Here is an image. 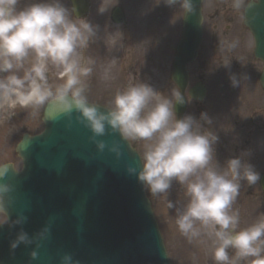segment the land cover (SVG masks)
Here are the masks:
<instances>
[{
	"label": "clouds",
	"instance_id": "9594fccd",
	"mask_svg": "<svg viewBox=\"0 0 264 264\" xmlns=\"http://www.w3.org/2000/svg\"><path fill=\"white\" fill-rule=\"evenodd\" d=\"M164 3L179 5L187 15L195 13L193 0ZM19 5L20 0H0V74H4L0 76V111L20 108L35 113L55 105L56 117L76 113L77 122L90 130L89 139L100 152L108 146L96 137L106 133L145 142L139 170L130 167L127 171L152 196L167 198L173 182L184 189L187 202L182 208L167 200V207L177 211L180 235L189 243L207 235L213 243L214 264H264V214L241 228L239 211L233 207L241 182L259 183L261 177L254 167L241 157L227 160L222 168L217 164L214 145L219 137L202 129L190 115L176 119L174 106L186 102L178 88L171 100L161 98L154 104L157 92L144 83L118 92L110 109L102 111L89 103L86 81L93 69L81 62L80 50L89 47L97 27L88 21L74 22L73 17L80 20L77 9L66 7L61 0ZM232 6L239 11L252 4L233 0ZM52 70L61 81L55 87L49 80ZM230 81L233 87L239 86L234 76ZM200 119L212 123L206 113ZM108 150L120 156L117 145ZM9 191L7 185H0V202ZM19 243L31 241L21 233L10 247L15 249ZM30 255L37 257L36 252ZM61 264H74L71 255H64Z\"/></svg>",
	"mask_w": 264,
	"mask_h": 264
},
{
	"label": "water",
	"instance_id": "95a60500",
	"mask_svg": "<svg viewBox=\"0 0 264 264\" xmlns=\"http://www.w3.org/2000/svg\"><path fill=\"white\" fill-rule=\"evenodd\" d=\"M72 1L77 14L87 10V0ZM193 3L195 13L183 15L171 71L182 95L186 65L201 41V0ZM250 3L244 24L253 36L254 56L263 62L259 80L264 89V0ZM112 18L120 22L122 14L115 10ZM190 95L202 98L204 88ZM184 110L185 103L174 106L176 119H182ZM56 115L55 105L44 108L43 131L24 135L17 144L21 171L10 164L0 166V174L5 171L0 185L10 189L0 202L7 217L0 224V264H61L66 254L74 264H169L143 185L127 171L139 170L137 152L118 133L96 139L108 147L117 145L119 157L108 147L97 151L89 139L92 133L77 122L76 113ZM21 233L31 243L11 248Z\"/></svg>",
	"mask_w": 264,
	"mask_h": 264
},
{
	"label": "rangeland",
	"instance_id": "374dc122",
	"mask_svg": "<svg viewBox=\"0 0 264 264\" xmlns=\"http://www.w3.org/2000/svg\"><path fill=\"white\" fill-rule=\"evenodd\" d=\"M36 2L44 0H20L19 6L22 8ZM90 2V11L85 19L73 17L74 22L88 21L97 27V35L86 52H80L81 62L90 64L93 69L86 81L88 101L111 108L118 92L140 83L157 92L153 104L161 98L171 100L177 89L169 78L170 59L180 37L184 10L179 5L166 6L164 0H117L116 4V0ZM61 3L71 8L69 0H61ZM213 3L217 5L213 0L206 4L203 2L202 8L204 38L200 48V75L207 93L201 107L188 102L185 116H192L202 129L219 137V142L214 145L215 161L222 168L233 151L246 148V139L254 132V125L262 118L264 120V92L258 81L262 64L252 55L253 40L243 26V16L238 15L234 19L232 15L231 22L223 21L220 13L215 14L211 8ZM113 5H119L125 11V26L111 22ZM233 43L236 46L230 48ZM233 76L239 81L237 87L231 85L230 77ZM49 80L55 87L61 82L59 73L50 71ZM42 109L35 113L31 109L20 108L0 111V149L6 137L12 138L10 146H5V149L3 146L0 152V165L10 162L17 170L21 168L15 146L23 133L34 134L42 130ZM201 113L207 114L212 120L211 125L200 119ZM128 141L142 160L145 142ZM145 193L151 202L170 264H185V260L186 264H214L211 239L202 234L199 240L189 243L176 231L174 221V237L169 235L170 220H176L177 211L172 209L170 217L166 213L164 215L159 200L165 196H152L146 188ZM171 193L172 201L173 195L185 197L184 189L176 182H173L168 195ZM186 202L185 198L177 208H182ZM4 221L5 217L0 213V223Z\"/></svg>",
	"mask_w": 264,
	"mask_h": 264
},
{
	"label": "flooded vegetation",
	"instance_id": "af4514ba",
	"mask_svg": "<svg viewBox=\"0 0 264 264\" xmlns=\"http://www.w3.org/2000/svg\"><path fill=\"white\" fill-rule=\"evenodd\" d=\"M217 5L214 4L213 8L215 14L220 13L223 21L231 22L232 15L234 19L241 15V10H235L232 6L233 0H216ZM70 3V1H69ZM210 8V10H211ZM209 10V11H210ZM88 15V14H87ZM85 19V18H84ZM226 27L230 29V26L226 24ZM228 29V30H229ZM226 32V31H225ZM152 33V31H151ZM202 47V46H201ZM86 52L85 49L80 52ZM205 60V58H204ZM188 78L189 86L196 84H203L200 75V48L198 51L197 59L194 63L188 67ZM190 80L192 83L190 84ZM193 106L203 102L191 101ZM191 103V104H192ZM201 110V109H200ZM254 132L248 135L246 139V148L244 150H235L232 153V158L241 157L244 162L251 164L255 171L259 173L261 179L255 186H248L245 182H241L240 196L238 197L237 203L234 205V210H238L240 214V227L244 228L255 223L264 214V120L256 122L253 128ZM260 137V138H258ZM232 255V252L230 253Z\"/></svg>",
	"mask_w": 264,
	"mask_h": 264
},
{
	"label": "bare ground",
	"instance_id": "6f19581e",
	"mask_svg": "<svg viewBox=\"0 0 264 264\" xmlns=\"http://www.w3.org/2000/svg\"><path fill=\"white\" fill-rule=\"evenodd\" d=\"M11 139L12 138H7L6 137V139L4 140V144H3V146H4V149H5V146H6V148H8L10 145L9 144H11L10 142H11ZM7 140H9V142L7 143V144H5V142H7ZM3 146H2V148L0 149V152L2 151V149H3ZM15 152H16V154H18V152H17V150H15ZM4 164H10V165H12V167H13V169L15 170V167L13 166V164L12 163H10V162H7V163H4ZM171 195H172V193L170 194V196L168 195L167 197L168 198H166V197H164V198H162V199H160L159 200V202H160V204H161V207H162V209H163V213H164V215H165V213L167 214V216H171L172 215V213H173V210L172 209H169L168 207H167V200H171ZM172 197H174L173 199H174V203H176V205H179V204H181L182 202H183V200L186 198V197H182V198H179L178 196H176V195H173ZM172 201V200H171ZM175 211H176V209H175ZM171 222H172V226H170L169 227V230H170V232H169V235H171V236H173L174 237V235L172 234V230L174 229V222L176 221L175 219H171L170 220ZM174 221V222H173ZM176 225V224H175ZM175 229H176V231H178V229H177V227H175ZM179 232V231H178ZM172 237V238H173ZM174 239V238H173ZM172 239V240H173ZM186 256V255H185ZM188 261V260H187ZM185 264H186V260H185Z\"/></svg>",
	"mask_w": 264,
	"mask_h": 264
}]
</instances>
